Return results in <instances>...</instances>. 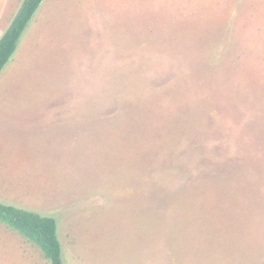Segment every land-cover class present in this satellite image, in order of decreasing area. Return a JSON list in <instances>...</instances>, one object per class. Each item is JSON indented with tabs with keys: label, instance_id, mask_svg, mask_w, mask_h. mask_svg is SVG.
<instances>
[{
	"label": "rangeland",
	"instance_id": "1",
	"mask_svg": "<svg viewBox=\"0 0 264 264\" xmlns=\"http://www.w3.org/2000/svg\"><path fill=\"white\" fill-rule=\"evenodd\" d=\"M0 201L64 264H264V0H43L0 73ZM0 264L51 263L0 222Z\"/></svg>",
	"mask_w": 264,
	"mask_h": 264
},
{
	"label": "trees",
	"instance_id": "2",
	"mask_svg": "<svg viewBox=\"0 0 264 264\" xmlns=\"http://www.w3.org/2000/svg\"><path fill=\"white\" fill-rule=\"evenodd\" d=\"M43 0H23L0 37V73L12 59L19 41ZM0 222L37 245L51 264L63 263V248L54 217L0 201Z\"/></svg>",
	"mask_w": 264,
	"mask_h": 264
},
{
	"label": "crops",
	"instance_id": "3",
	"mask_svg": "<svg viewBox=\"0 0 264 264\" xmlns=\"http://www.w3.org/2000/svg\"><path fill=\"white\" fill-rule=\"evenodd\" d=\"M16 13V0H0V37L10 25Z\"/></svg>",
	"mask_w": 264,
	"mask_h": 264
}]
</instances>
